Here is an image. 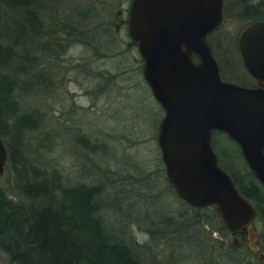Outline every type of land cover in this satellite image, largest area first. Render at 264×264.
Segmentation results:
<instances>
[{
  "label": "trees",
  "instance_id": "trees-1",
  "mask_svg": "<svg viewBox=\"0 0 264 264\" xmlns=\"http://www.w3.org/2000/svg\"><path fill=\"white\" fill-rule=\"evenodd\" d=\"M240 1L235 19L243 24L242 29L251 22L264 20V0ZM59 2L0 0V135L9 152L5 169L8 175L5 180L0 176V254L5 259L4 264H167L159 259L163 256L162 251L155 254L157 262L155 259L150 262L146 259L145 262L143 257L148 258V252L153 250L151 244H155L159 250L161 246L169 245L170 260L173 262L176 254L182 256L184 241H196V238L200 241L197 236L187 232L193 223H200L208 216L222 220L212 207L195 211L190 209L167 179L162 157L163 168L160 171L170 191L184 205L185 211L181 216H184L185 221L178 223L175 216L165 211L161 201L163 191H159L156 198L149 195L146 210H143L148 226L143 231L150 235V240L144 244H139L129 236L127 224L124 223L132 215L141 217L135 201L126 207L115 197L117 203L113 211V199L106 200V197L112 196L104 189L108 179H99L97 184L83 182L80 180L82 178L69 179L62 165L48 158L55 149L53 143H56V137L66 130L59 128L58 133H50L44 129L46 115L33 109L24 96H30L40 86L58 89L59 86L54 82L59 73L46 72L49 62L55 58V54L50 55L53 45L59 47L57 50H66L73 35L80 31L79 41L97 47L103 44L105 36L102 33L96 36L94 32L92 35L85 34L82 22L73 25L71 21H59L54 19L51 12L44 16L43 9L47 10L46 7L58 5ZM61 33L62 36L58 35ZM109 48L108 45L104 49L108 51ZM63 79L60 78V82ZM54 92L56 90L53 88ZM217 134H224L238 151L230 152L227 148L220 150ZM69 136L83 152L99 150L101 155H106L112 150L106 144L93 141L80 129L75 128ZM34 139L37 142L35 145L32 142ZM213 146L221 166L230 172L240 192L255 205V221L261 224V239L264 243L262 184L250 171L240 147L226 133L216 131ZM129 174L127 178L139 183L141 188L154 185L143 177H137V174ZM109 181L116 182L111 179V175ZM144 182L149 186L144 185ZM112 211L120 215L119 219L123 215L125 234L118 227L110 226V222L115 221ZM143 250L148 254L142 253ZM229 260L235 263L232 258Z\"/></svg>",
  "mask_w": 264,
  "mask_h": 264
},
{
  "label": "rangeland",
  "instance_id": "rangeland-1",
  "mask_svg": "<svg viewBox=\"0 0 264 264\" xmlns=\"http://www.w3.org/2000/svg\"><path fill=\"white\" fill-rule=\"evenodd\" d=\"M102 1L60 0L58 5L46 7L47 10L43 9V12L44 16L51 12L54 19L71 21L73 25L82 22V28L89 29L94 28L98 22L92 20V16L96 11V5L99 8V3ZM240 2V0H224V21L209 38L214 47L223 79L244 86H252L256 84V80L245 68L238 46L240 33L244 29H242L243 24L235 19ZM89 8L92 16L86 17L84 13ZM104 8L106 6L102 7ZM84 15L85 18H83ZM62 34L58 35L62 36ZM78 36V33L73 35L66 50H57L59 47L53 45L50 55L55 54L56 59L49 62L46 72L48 74L52 71L59 73L55 76L56 82H54L59 87L57 89L53 86L56 93H53L51 87L40 86L34 93L32 92L30 96L25 95L24 98L30 102L33 109L46 115L44 129L50 133H58L59 128H65L66 131L56 137V143H53L55 149L51 151L48 158L62 165L64 173L69 174V179L82 178L80 180L83 182L93 184H97L99 179L101 181L108 179L104 189L112 196V198L106 197V200L113 199L111 201L114 205L111 206L113 211L116 210L115 205L118 198L122 206L128 207L127 204L132 201L138 204L136 210L141 213V217L132 215L133 217L126 218L124 223L127 224L125 226L129 236L139 244H144L150 240V235L143 231V228L148 226V219L143 213L146 210L149 195L156 198L159 191H163L161 201L165 206V211L175 216L178 223L185 221L184 216H181L185 211L184 205L170 191L168 182L160 171L163 165L157 136L164 111L144 79L142 62L137 49L127 47L126 41H130L128 37L120 38L118 35L119 41L110 45L107 51L98 45L97 48L95 45L79 41L81 38ZM62 76L64 79L60 82ZM75 128L87 134L93 141L106 144L108 149L113 151L107 152L106 155H101L99 150L81 151L73 144L72 136H69ZM216 138L217 143L220 142L218 146L221 144L220 150L227 148L230 152L238 151L236 145L224 134H217ZM32 142L34 145L37 143L35 139ZM90 159L94 161L91 162ZM129 173L137 174V177H143L154 185L150 187L144 182V185L149 187L141 188L139 183L127 178ZM7 175L5 170L1 178L5 180ZM110 175L111 179L116 182L109 181ZM115 197L117 199L114 200ZM129 210L127 212L132 213ZM113 211L115 221L112 220L110 226L118 227L119 231L125 234V228L122 227L123 215L119 219L120 215ZM201 221H207L211 225L216 239L223 234L220 229L223 222L218 218L208 216ZM256 223L260 230L261 224ZM184 242L182 256L179 257V254H176L173 262L170 260L171 247L169 245L161 246L159 250L155 244H151L153 250L148 252V258L143 257V259L145 262L146 259L149 262L156 260L155 254L162 251L163 256L160 261L167 264L170 262V264H237L218 252L212 255L207 246L197 238L196 241ZM144 252L147 253L146 250L142 253ZM4 263L5 259L0 254V264Z\"/></svg>",
  "mask_w": 264,
  "mask_h": 264
},
{
  "label": "water",
  "instance_id": "water-1",
  "mask_svg": "<svg viewBox=\"0 0 264 264\" xmlns=\"http://www.w3.org/2000/svg\"><path fill=\"white\" fill-rule=\"evenodd\" d=\"M223 21L224 0H134L129 34L164 111L157 141L167 179L183 201L212 207L231 231L248 226L254 242L257 209L221 166L212 138L229 135L264 188V20L249 23L238 39L255 86L222 77L209 37ZM8 157L0 135V176Z\"/></svg>",
  "mask_w": 264,
  "mask_h": 264
},
{
  "label": "flooded vegetation",
  "instance_id": "flooded-vegetation-1",
  "mask_svg": "<svg viewBox=\"0 0 264 264\" xmlns=\"http://www.w3.org/2000/svg\"><path fill=\"white\" fill-rule=\"evenodd\" d=\"M133 1L134 0H103L99 3V8H97L96 5V11L93 13V16L90 12L91 9H87L84 13L86 17L92 16V20L98 22L95 24L94 28L91 27L88 29L84 27L83 29L85 30V34L92 35L94 32L96 36L97 33L105 35L104 39H102L103 44L100 46L101 49L107 48L108 45L110 46L116 44L117 41H119L117 38L118 35L120 38L128 37L130 41H126L127 47L136 48L139 53L137 41L132 39L129 34L130 12ZM104 6H106V8L102 9ZM85 15L83 18H85ZM105 18L108 19L106 20ZM100 19L106 21L102 22ZM140 59L143 71L144 60L141 56ZM255 85L256 84L252 86ZM189 207L192 211L201 209L200 207H193L191 205H189ZM174 218L177 219L176 217ZM253 223L255 225L253 231L257 236L254 242L251 240V232L248 226L233 232L224 222L220 227L223 234L217 239L213 233L211 225L207 221L193 223L192 227L187 229V232H191L193 235L197 236L200 241L207 246L212 255L214 252H218L227 258H232L237 264H264V243L261 239V232L258 224L255 220Z\"/></svg>",
  "mask_w": 264,
  "mask_h": 264
}]
</instances>
